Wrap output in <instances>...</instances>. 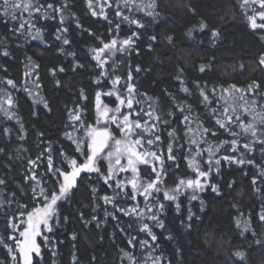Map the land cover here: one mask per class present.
Here are the masks:
<instances>
[{
    "label": "trees",
    "instance_id": "16d2710c",
    "mask_svg": "<svg viewBox=\"0 0 264 264\" xmlns=\"http://www.w3.org/2000/svg\"><path fill=\"white\" fill-rule=\"evenodd\" d=\"M117 2H120V10L124 15L140 20L145 27L141 29L136 25L121 22V18L115 15ZM152 2L153 0H135L134 6L124 7L122 0H108L112 6L104 4V12L108 16V20H105L101 15L91 14L92 9L88 7L87 0H69V10L74 16L68 15L66 10L67 18L63 25L59 22L58 14H54L56 19H43L40 13L34 14L32 22L37 28L44 30L43 41L33 40L26 34L13 33L12 29L18 26V22L9 20L6 23L4 18L0 17V53L4 50L9 52V56L0 54V103H3L4 109L15 114L9 119L4 111H0V147L5 149V153L0 154V179L6 181L5 185H0V201L5 202L4 207L0 208V239L3 241L0 242V264H16L12 261L8 249L4 247L5 243L9 246L13 244V241L8 239L10 234L17 235L7 227V218L15 215L19 220H26V216H19L20 212L26 213L35 207H41L40 201L33 199L30 194L29 185H34L35 182L25 181V177L30 174L27 171L30 167L29 159L36 160L44 153L37 161L39 167L36 168V174L42 181H47L45 187H55L52 183L54 178L48 174L47 168L46 149L49 143L54 166L65 171L70 169L65 168L64 157L69 160L75 158L78 163H82L89 154L85 129L78 124L73 128L67 114L79 104L84 110V122L94 125L95 93L107 92L112 88L110 80L100 77L96 62L90 58L91 48L101 47L102 41L106 43L111 39H116L119 45L120 41L130 37L133 32L138 33V39L133 37L134 46L111 57L109 65L113 61L117 62L115 74L121 76V84L117 87L122 88L131 67L132 83L140 94L137 99L145 100L143 94L146 93L148 97L158 100V104H153V107L159 112L173 114L171 117L165 115L164 118L169 120V124L160 126V147L166 150L170 142L167 131L172 128L176 129L180 137L178 142L184 147L173 145L176 161H166L168 176L163 184L165 190L174 187L179 179H194L197 176L188 166L197 149L195 145L188 143L191 133L185 135L183 116L191 115L198 123L202 122L203 127L216 133L215 136L206 137L208 143L215 145L231 140L233 137L215 123L216 117L211 114V108L219 106V86L227 87L231 83L244 86L252 80H259L264 88V73L257 64L259 56L264 54V30H253L245 15H251L252 8L259 10L258 4L242 8L241 0H154L155 8L147 7ZM39 3L45 6L48 3L59 5L60 0H39ZM101 3H104V0H93V7L97 12L100 11L98 5ZM149 11H152L154 16L147 15ZM22 18H28V13L24 12ZM77 19L82 27H77ZM202 22L207 25L204 31L199 30ZM117 23H120L119 30L115 28ZM63 27L68 28L64 35L70 40L69 45H63L62 41L55 39L57 28ZM189 30H192V37L187 35ZM212 30H218L219 37L213 38ZM153 35L157 37L154 42L149 39ZM167 36L173 37L172 43L167 42ZM61 47L64 52L59 50ZM71 52L76 54L75 58L66 54ZM27 57H31L40 65L37 82H34L32 77L24 76ZM76 61L83 67L72 71ZM209 63L211 67L201 73L199 65ZM240 63L245 65L244 74L237 71L228 76L222 75L225 70L230 71L231 66H238ZM137 65L141 69L140 72H135ZM60 67L65 71L57 70L56 76L53 77L49 69ZM180 68L184 69L183 73L179 72ZM253 68L256 70L252 71ZM109 71L111 72V68ZM177 76H180V80ZM98 78L101 80L99 85L96 83ZM8 79L15 82V88L6 83ZM56 79L61 81L60 87L55 85ZM181 80L190 94L182 91ZM36 83L40 86L37 87ZM197 83L201 87L207 85L205 91L210 99L211 89L216 87V99L212 100L211 106H205L202 102ZM80 89H83L86 100L79 97ZM6 93L13 100L10 108ZM101 99L109 107H115L114 97L102 95ZM42 101L47 102V108ZM219 104H223V101H219ZM177 105L184 107L185 112L181 113ZM187 105H191V113L188 112ZM142 107L147 110L148 105L145 103ZM192 127L195 128L196 125L193 124ZM5 129H8L10 134L5 133ZM235 130L239 131L238 128ZM110 131L117 137L121 135L115 126H112ZM65 132L70 133L73 139H68ZM21 136L24 138L20 139ZM193 138L199 139V135ZM239 139L241 144L246 142L243 137ZM73 140L81 142L84 155L76 151L77 144ZM208 143H200V149H207ZM189 147L193 149L192 153L188 152ZM228 149L229 145H223L215 158L239 155ZM240 151L245 150L241 148ZM248 158H254L256 165L264 168V156L259 152V145L257 151ZM195 159L199 162L201 170L207 171V152ZM177 163L179 167L175 166ZM98 166L101 172L106 173L108 161L100 159ZM257 173L258 169L254 165L240 166L221 160L219 175L213 171L207 177L209 185H219L221 195L213 193L210 187L203 192H197L196 200L190 199L191 189H182L183 194L175 202L165 200L163 192L154 194L159 197V202L165 205L164 212L160 214V219L164 221V228L161 229L148 219L152 213L146 208L143 196L137 195V200L138 210L142 211L144 216L141 219L126 216L111 204L106 205L101 198L104 195L111 196L113 189L108 188L96 173L82 172L77 179V187L72 190L70 201L57 205L61 217L60 224L54 226L52 233H47V247L40 237L37 238L41 243L42 259L34 256L33 264H73V254L77 257L76 264H130L121 250L131 253L135 264H152L149 256L153 259L159 257L161 264H264V221L259 220L261 206L264 205V184H261L259 179L256 185L251 183ZM144 175L145 169L142 166L141 176ZM120 176L127 179L131 173H121ZM233 181L235 183L229 188L228 184ZM201 182H204V178H201ZM255 187H260L261 192L255 193ZM93 188L96 189L95 197ZM238 192H243V196L238 195ZM118 203L120 207L129 208L136 201L118 198ZM177 203L180 205L179 211L176 208ZM148 205L153 212L156 211L151 199ZM93 208L96 210L93 211ZM189 209L194 213L191 221L187 219ZM106 210L109 213L115 212L117 219H113L111 215L106 217ZM81 212L83 220L80 218ZM93 216L98 220H92ZM63 217L68 218L67 222ZM237 218L242 222L250 220L248 232L242 234V229L236 225ZM143 223L149 224L157 236V241L153 242L149 235L139 231ZM188 224H191L190 228L186 227ZM20 227L22 229L24 225L21 224ZM120 228H123L124 232H121ZM73 233L76 234V240L71 239ZM132 236L136 237L134 248L127 243ZM169 236L172 239H167ZM206 239L210 243H206ZM142 240H147L150 246H142L139 243ZM257 240L260 241L259 244L256 243ZM53 250L55 256L52 255ZM238 250L246 254L243 262L234 255Z\"/></svg>",
    "mask_w": 264,
    "mask_h": 264
},
{
    "label": "snow or ice",
    "instance_id": "6c2138e0",
    "mask_svg": "<svg viewBox=\"0 0 264 264\" xmlns=\"http://www.w3.org/2000/svg\"><path fill=\"white\" fill-rule=\"evenodd\" d=\"M124 7H129L130 5H135V0H122ZM88 7L92 9L91 14L93 16L101 15L105 20H108L107 14L104 12V4H107L109 7L112 5L108 3V0H104V3L99 4L100 11L97 12L93 7V0H87ZM258 4L259 10L252 8V14L246 15L248 24L253 30L261 29L264 30V0H241V7L246 8L250 5ZM155 2L148 4L147 7L155 8ZM115 15L121 18V22H126L128 25H136L138 28H144L145 25L140 22L138 19H130L129 16L124 15L120 10V2L116 3ZM138 10H139V6ZM51 10V11H49ZM68 10V15L74 16L73 13L69 10V0H60L59 5L54 3H48L46 6L39 3V0H0V17H3L5 22L17 21L18 26L12 29L13 33H20L21 35H27L33 40L43 41V29L37 28L36 24L32 22L35 13H40L43 19H56V15L59 16V22L63 25L66 21L65 12ZM24 12L28 13V18L23 19L22 14ZM20 13V15H18ZM149 16H154L152 11L147 13ZM261 21L258 23L257 21ZM111 23V21H109ZM77 27H82L77 19ZM115 28L119 30L120 23L115 25ZM207 28L205 23H201L199 26L200 31H204ZM34 30V31H33ZM57 35L55 36L56 40L62 41L63 45H69L71 42L64 35L68 32L67 27L57 28ZM93 35L92 33H89ZM187 35L192 37V30H189ZM220 33L218 30H212L211 36L213 38L219 37ZM139 38L137 32H133L130 37L119 42L116 39H111L109 42H101V47H93L90 49V58L96 62V67L99 69L100 77H104L110 80L112 88L107 92L97 91L95 93V112L96 120L94 125H88L84 122L83 114L84 110L80 107L79 104H76L72 109L68 111V119L71 122V126L75 128L78 124L81 128L85 129V135L87 137L89 154L86 155L85 160L82 163H78L75 158L68 159L64 157L66 163L64 164L65 168L70 170L65 171L60 167L54 166L52 148L49 143L46 152H47V168L48 174H50L54 179L52 183L55 187H45L47 181H42L36 174V168L39 167L37 161L40 160L44 153H41L36 160L29 159L28 164L29 168L27 171L30 173L25 177V181H34V185H29L30 194L33 199H37L41 203V207H35L28 212H20L19 216H26V220H19L17 216H9L7 218V227L11 228L13 232L17 235L10 234L8 239L13 241V244L9 246L4 244V247L8 249V253L11 255L12 261L16 264H33V257L42 259L41 257V243L38 242L37 238H41V242L47 247L49 237L47 233H52L54 226L60 224V215L58 213L57 205L61 202H68L71 199V193L74 188L77 187V179L80 177L82 172L87 173H96L98 178L103 181V183L108 187L113 189V194L111 196L104 195L102 200L106 205L111 204L118 212L123 213L126 216H135L137 219H141L144 216L142 211H139V201L137 200V195L144 197L145 206L152 214L148 217L151 221L154 222L156 227L161 229L164 228V221L160 219V214L164 212L165 205L162 202H159V197L154 194L163 192V197L167 201H177L178 197L182 195L183 190H192V195L190 196L191 200L198 199L196 195L197 192H203L208 187L211 188V191L216 195H221L219 185L210 184L207 180L213 171L219 175L221 160L227 161L229 164H236L243 166L245 164L254 165L258 169L257 176H254L251 180L253 185L257 184L259 179L261 184H264V168H261L260 165H256L254 158H248L253 153L257 151V145H259V152L264 156V88L259 80H252L244 86H238L235 83L228 84L227 87L220 85V93L218 108H211V114L216 117L215 123L219 125L220 128L225 129L228 134L233 137L231 140H225L219 144H210L208 143L206 137L208 135L215 136L216 133L212 132L210 129L202 126V122H197L193 119L191 115H184L182 123L186 126L185 135L191 133L188 143L190 145L196 146L195 155L191 160H189L188 166L197 173L196 178H187L179 179L175 186L171 189L165 190L163 188L164 181L168 176V171L165 169L166 161H176V156L173 155V145L175 144L178 148L184 147V145L179 144V134L175 128H172L170 131H167V136L170 138V142L166 146V150L160 147L162 143L161 136L159 135L160 126L168 125L169 120L165 119V115L171 117L173 114L171 112L167 114H162L157 110L156 107H153V104H158V100H154L152 97H148L146 93L143 96L145 100L137 99V96L140 95L137 93L135 84L133 81L132 69L129 67V70L126 74L125 82L121 87H117L121 84V76L116 75L117 71V62L113 61L109 65V60L111 57H114L118 52L123 53L134 46V39ZM151 41H156L157 37L155 35L149 37ZM168 43L173 42L172 36H167L165 38ZM151 48V44H149ZM61 52H64V48L59 49ZM3 56H9V52L4 50L2 53ZM67 55L73 56L75 58V53H66ZM107 54V55H106ZM27 63L25 64V77H32L34 82L39 80V68L40 65L35 62L31 57H27ZM257 64L262 73H264V54L260 55L257 61ZM106 65L108 67L106 68ZM83 65L76 61L72 66V71H75L76 68H82ZM211 64H200L199 71L201 73L205 72L207 68H210ZM111 68V72L109 71ZM57 70L59 72H64L65 69L60 67L59 69H49L50 74L55 77ZM256 69L253 68L252 71ZM6 71V69H5ZM141 69L139 65L135 67V72H140ZM184 69L180 68L179 72L183 73ZM239 71L241 74L245 73V65L240 63L238 66H231V70H225L222 75L228 76L232 73ZM177 79L180 80V76H177ZM8 85H11L13 88L16 87V84L13 80L8 79L6 81ZM96 83L101 84V80L98 78ZM182 91L186 94L189 93V89L186 86H183L184 82L181 80ZM55 85L57 87L61 86V81L59 79L55 80ZM36 86L40 85L36 83ZM201 87L197 83V89L199 90V95L202 97V102L205 106H211L212 100L216 99V87L211 89L212 99H210L209 94L205 91V88ZM27 90V89H26ZM7 95V93H6ZM114 97L113 103L115 107H109L107 104H104L101 96ZM170 95V94H169ZM79 97L82 100H86L87 97L84 94L83 89L79 90ZM152 101V103H148ZM219 101H223V104H219ZM44 106L47 108V102L42 101ZM147 104V110L142 107V104ZM186 103V102H185ZM7 104L9 108L13 105V100L10 95H7ZM181 113L185 112L184 107L177 105ZM187 110L189 113L192 112L191 105H187ZM0 111H4L5 115L9 119H12L15 114L10 113L7 109H4L3 103H0ZM250 117V119H245ZM102 124V126H100ZM195 124L196 127L193 128L192 125ZM235 125V127H233ZM69 125H66V127ZM115 126L116 129L121 133L119 137L114 135L110 128ZM236 128L239 131L235 130ZM21 129L23 125L21 124ZM5 133H9L8 129L4 130ZM199 135V139L193 138ZM41 135H43L41 133ZM65 136L68 139H73L72 135L68 132H65ZM245 138L246 142L240 143L239 138ZM24 137L21 136L20 139ZM77 144L76 151L81 152L84 155V152L81 149V142L73 140ZM200 143H208L207 149H200ZM229 145V151L232 153H239L236 155H224L220 158H215L216 153L220 151L223 145ZM154 146V148H153ZM245 151L241 152L240 149ZM105 149L107 151L105 152ZM193 149L188 148V152L192 153ZM207 152L208 159L206 164L208 165L207 171H203L200 168L199 162L195 157H202L204 152ZM5 149L0 147V154H4ZM63 156L64 154L61 153ZM100 159H106L108 161L106 173L101 172L100 167L98 166ZM145 169V175L141 176V167ZM179 167L178 163L175 165ZM214 166V167H213ZM131 173L130 178H123L120 176L121 173ZM201 178H204V182H201ZM111 182V183H110ZM235 182H230L228 187L231 188ZM6 181L0 179V185H5ZM130 186V187H129ZM19 187V185H18ZM22 191V190H21ZM255 193H260L261 188L255 187ZM93 197H95L96 189H92ZM23 194V191H22ZM15 193H13V196ZM238 195L243 196V192H238ZM118 198L136 201L129 208H123L119 206ZM152 200L156 211H152L151 207L148 205V201ZM3 201H0V208L4 207ZM203 206V201H201ZM27 207V205H24ZM176 208L179 211L180 205L176 204ZM96 209L93 208V211ZM111 215L113 219H117L115 212L109 213L105 211V216ZM194 213L189 209V214L187 219L191 221ZM242 215V214H241ZM80 218L83 220V212L80 213ZM64 221L67 222L68 218L63 217ZM92 220H98L96 216L92 217ZM259 220L264 221V205L261 206V212L259 213ZM183 223V221L181 222ZM23 224L24 227L21 229L20 225ZM237 227L242 229V234L250 230V220L241 221L239 218L236 219ZM99 227V222L97 223ZM119 228V224H117ZM131 227V225H128ZM186 227H191V224H188ZM121 232H124L123 228H120ZM139 231L145 232L151 237L153 242L157 241V236L153 233L152 228L148 223H143ZM255 235V232L252 233ZM72 240H76V234L73 233ZM167 239H172L171 236ZM136 237L132 236L127 240V243L133 248L135 247ZM0 242H3L0 239ZM206 243H210L206 239ZM142 246H150L147 240H142L139 242ZM257 244L260 243L259 240L256 241ZM123 252V256L126 257L130 264H135V258L131 253ZM52 255L55 256L56 253L53 250ZM236 257L239 258L240 262L245 260V252L236 251L234 253ZM19 257V260H17ZM149 259H152V264H161L159 257L153 259L149 256ZM77 257L73 254V264H76ZM147 264V262H145Z\"/></svg>",
    "mask_w": 264,
    "mask_h": 264
}]
</instances>
